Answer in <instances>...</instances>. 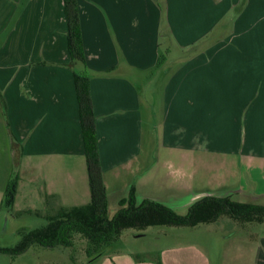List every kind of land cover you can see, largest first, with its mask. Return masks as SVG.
Wrapping results in <instances>:
<instances>
[{
    "label": "crops",
    "instance_id": "1",
    "mask_svg": "<svg viewBox=\"0 0 264 264\" xmlns=\"http://www.w3.org/2000/svg\"><path fill=\"white\" fill-rule=\"evenodd\" d=\"M77 2L108 210L133 189L138 204L237 195L264 206V0ZM82 69L64 0H0V208L14 177V206L25 197L47 221L90 205ZM162 159L209 182L164 185ZM245 238L236 264H264V234ZM105 253L103 264H150ZM162 253V264H211L193 248Z\"/></svg>",
    "mask_w": 264,
    "mask_h": 264
},
{
    "label": "trees",
    "instance_id": "2",
    "mask_svg": "<svg viewBox=\"0 0 264 264\" xmlns=\"http://www.w3.org/2000/svg\"><path fill=\"white\" fill-rule=\"evenodd\" d=\"M64 12L70 61L72 65L83 68L79 72L74 71L73 77L79 105L91 203L84 207L63 209L55 216L48 217V225L43 229L31 231L29 239L24 240L14 254L25 253L33 245L45 248H73L75 239L79 237L86 244L85 256L93 261L101 257L107 248L117 243L125 230L143 231L150 227L193 228L201 224L215 223L222 217H229L241 223H263V205L239 203L229 197L207 196L195 202L187 216H180L171 208L157 202L144 200L138 204L134 189L128 199L121 201L112 220L107 218L108 195L100 161L96 117L90 91L91 78L85 60L77 0H64ZM165 61L166 58L162 56L158 68ZM17 191L18 179L14 178L6 189L4 206L14 207ZM0 253L10 254L11 251L0 248Z\"/></svg>",
    "mask_w": 264,
    "mask_h": 264
},
{
    "label": "rangeland",
    "instance_id": "3",
    "mask_svg": "<svg viewBox=\"0 0 264 264\" xmlns=\"http://www.w3.org/2000/svg\"><path fill=\"white\" fill-rule=\"evenodd\" d=\"M161 166L164 185H181L183 183L207 185L206 180L209 182V179L202 176L201 171H197V167L185 169L173 163L165 165L164 159L161 161ZM245 176V174L241 175L243 179ZM173 199L171 196H166L162 199V204L180 216H187L189 205L185 206V204L189 198L178 205L173 204ZM232 200L239 203H250L245 197L237 195H234ZM81 203L82 201L78 202V204ZM31 209L39 213H30ZM116 210H118L117 207L110 204L107 218L112 220L117 213ZM47 212L46 207L36 205L25 197L18 199L13 208H7L3 204V207L0 208V248L8 249L11 253H0V264H103L102 259L99 258L93 261L87 259L84 254L86 244L79 237L75 239L73 248H45L33 245L25 253L14 254L23 241L29 239L30 230L48 225ZM235 221L229 217H222L215 223L201 224L193 228L150 227L143 231L125 230L118 242L106 249L105 254L109 256V259L117 262L130 259L137 263L159 264L162 263V252L165 250L193 248L197 252L205 254L211 264H236L234 252L237 251V247L248 246L249 241L245 236L247 237L251 233H255L260 238L264 234V225H262L264 222L241 223Z\"/></svg>",
    "mask_w": 264,
    "mask_h": 264
}]
</instances>
